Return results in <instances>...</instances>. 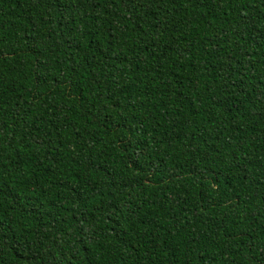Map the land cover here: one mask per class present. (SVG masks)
I'll list each match as a JSON object with an SVG mask.
<instances>
[{
  "label": "trees",
  "instance_id": "obj_1",
  "mask_svg": "<svg viewBox=\"0 0 264 264\" xmlns=\"http://www.w3.org/2000/svg\"><path fill=\"white\" fill-rule=\"evenodd\" d=\"M0 264H264V0H0Z\"/></svg>",
  "mask_w": 264,
  "mask_h": 264
}]
</instances>
